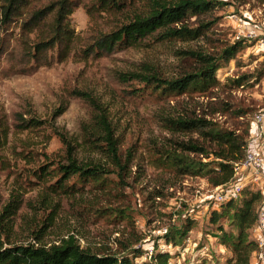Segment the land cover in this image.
Returning a JSON list of instances; mask_svg holds the SVG:
<instances>
[{"label": "rangeland", "instance_id": "374dc122", "mask_svg": "<svg viewBox=\"0 0 264 264\" xmlns=\"http://www.w3.org/2000/svg\"><path fill=\"white\" fill-rule=\"evenodd\" d=\"M93 1L70 0L67 22L80 41L62 62L54 49L41 56L49 65H36L30 57L35 34L21 28L27 16L0 29V140L7 132L0 149V213L8 203L17 206L8 219L7 240L49 247L72 236L81 248L127 256L135 264H148L156 252L169 254V264H225L230 251L220 243L217 228L232 229L225 220L210 221L211 213L220 209L222 190L201 176L174 170L170 162L174 133L163 127L161 116L174 115L184 103L197 105L203 113L216 111L212 116L223 128L240 132L247 121L264 112V44L260 43L264 4L214 0L222 4L210 16L187 20L192 28L201 21L212 22L199 39L166 41L155 36L136 48L87 53L84 50L100 32L117 28L135 11L90 15L87 8ZM235 43L240 46L236 57L216 73L220 84L207 95L195 96L194 104L126 79L130 73L171 79L195 66L179 55L182 50L211 51ZM235 78L242 79L237 84ZM83 93L107 109L121 160L127 162L126 175L118 183L117 176L109 174L103 189L72 178L66 182L69 193L54 192L51 184L57 178L44 183L35 174L41 166L52 170L65 162L66 148L56 132L70 141L83 138L82 127L90 122L93 110ZM31 119L39 121L37 127H29ZM73 156L78 161L107 162L84 144L75 147ZM256 231L255 224L251 240L258 239ZM176 232L177 246L167 244ZM250 264H264V259L257 253Z\"/></svg>", "mask_w": 264, "mask_h": 264}, {"label": "trees", "instance_id": "16d2710c", "mask_svg": "<svg viewBox=\"0 0 264 264\" xmlns=\"http://www.w3.org/2000/svg\"><path fill=\"white\" fill-rule=\"evenodd\" d=\"M43 1L0 0V29L14 18L27 16L21 28L28 35L35 34V39L31 42L30 57L39 67L49 65V62L41 60L45 52L56 49L58 61L62 62L76 48L77 41H80L67 22L72 13L70 0ZM260 1L264 4V0ZM31 3L37 4L31 6L29 11H24ZM221 4L214 0H94L87 8L90 15L93 11L108 15L121 14L127 9L135 11H132L127 22L107 32H100L90 48L84 51L89 53L96 49L111 52L136 48L145 39L155 36L166 41H194L209 30L212 22L201 21L192 28L187 20L194 17L200 21L210 16L215 7ZM239 47L235 43L212 48L211 51L185 49L179 55L194 61L195 66L190 71L175 75L171 79H161L155 73H130L126 79L144 83L152 92L164 97H185L191 103L195 96L207 95L210 89L220 84L216 73L234 60ZM241 79L235 78L234 83H240ZM82 97L89 101L93 109L90 122L82 127L83 138L80 142L70 141L56 132L66 148L65 162L57 164L52 170L41 166L35 174L44 183L57 178L51 184L54 192L69 193L67 188L70 186H66V182L72 178H76L79 184L92 183L95 188L103 189L109 183V174H115L118 183L123 182L126 175L127 162L121 160L115 127L107 109L85 93ZM179 108L172 116H161L163 127L174 133V147L170 156L174 170L183 176H201L213 188H226L234 184L235 168L245 157L251 135V121H247L244 129L237 132L220 126L212 116L216 111L212 114L203 113L197 105L188 106L187 103L179 105ZM237 117L244 116L239 114ZM28 122L29 127H37L39 121L31 119ZM6 137L7 132L0 140V149L4 146ZM83 144L103 155L107 162L78 161L73 156L74 149ZM261 203L260 191L251 185H245L236 198L226 200L220 204L219 210L211 213L212 224L225 220L232 229L226 231L222 226L217 228L220 243L230 251L225 264H250L251 256L259 253L257 242L249 237L256 224ZM16 209L17 206L8 203L0 213V264H135L127 256L96 254L81 248L72 236L49 247L32 243L10 244L6 238L7 223ZM178 233L169 237L166 243L176 245L179 240ZM170 259L169 254L156 252L150 256L148 264H169Z\"/></svg>", "mask_w": 264, "mask_h": 264}, {"label": "built area", "instance_id": "2783aa9c", "mask_svg": "<svg viewBox=\"0 0 264 264\" xmlns=\"http://www.w3.org/2000/svg\"><path fill=\"white\" fill-rule=\"evenodd\" d=\"M260 43L264 44V37ZM254 128V134L247 142L245 157L242 162L235 168L234 184L228 187H216L222 190L218 196L221 204L230 198H236L240 190L245 186V182L253 185L252 187L259 190L262 196V203L258 209L257 214V234L256 240L259 248V256L264 259V156H262L261 149L264 146V112L256 115L251 121V129ZM248 172V178L242 172ZM261 254V255H260Z\"/></svg>", "mask_w": 264, "mask_h": 264}, {"label": "crops", "instance_id": "0c3cea01", "mask_svg": "<svg viewBox=\"0 0 264 264\" xmlns=\"http://www.w3.org/2000/svg\"><path fill=\"white\" fill-rule=\"evenodd\" d=\"M254 132H255L254 128H252L250 137L253 136ZM261 152H262V156H264V146L262 147ZM248 175H249L248 173L245 174L246 178H248Z\"/></svg>", "mask_w": 264, "mask_h": 264}]
</instances>
